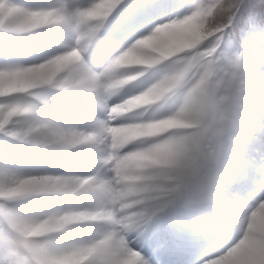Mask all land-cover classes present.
Segmentation results:
<instances>
[{
  "label": "snow or ice",
  "instance_id": "1",
  "mask_svg": "<svg viewBox=\"0 0 264 264\" xmlns=\"http://www.w3.org/2000/svg\"><path fill=\"white\" fill-rule=\"evenodd\" d=\"M0 264H264V0H0Z\"/></svg>",
  "mask_w": 264,
  "mask_h": 264
}]
</instances>
